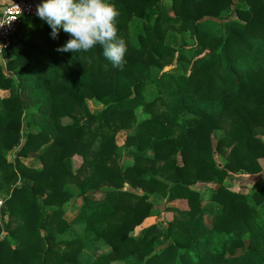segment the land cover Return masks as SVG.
Listing matches in <instances>:
<instances>
[{
  "label": "trees",
  "instance_id": "16d2710c",
  "mask_svg": "<svg viewBox=\"0 0 264 264\" xmlns=\"http://www.w3.org/2000/svg\"><path fill=\"white\" fill-rule=\"evenodd\" d=\"M111 2L122 69L33 16L2 52L0 264H264V0Z\"/></svg>",
  "mask_w": 264,
  "mask_h": 264
},
{
  "label": "clouds",
  "instance_id": "9594fccd",
  "mask_svg": "<svg viewBox=\"0 0 264 264\" xmlns=\"http://www.w3.org/2000/svg\"><path fill=\"white\" fill-rule=\"evenodd\" d=\"M119 15L111 0H41L36 6V16L50 27L52 39L61 29L70 37L56 51L88 52L99 45L112 66L122 69L128 47L118 36Z\"/></svg>",
  "mask_w": 264,
  "mask_h": 264
},
{
  "label": "rangeland",
  "instance_id": "374dc122",
  "mask_svg": "<svg viewBox=\"0 0 264 264\" xmlns=\"http://www.w3.org/2000/svg\"><path fill=\"white\" fill-rule=\"evenodd\" d=\"M187 39L188 38L186 37V41L189 44L190 41L187 40ZM5 62H6V60L3 59V57H1V54H0V65L1 66H5ZM4 95H5V93H3V96ZM87 103H88V106H89V108L91 109V111L93 113H98L102 109V106H100L99 104H97L94 101H88ZM137 115H138L139 118H143V114H142L141 111H138ZM65 122H67V120H64V123ZM36 130L37 129H34V128L32 129L33 132H35ZM125 136H126V133H124V132H120V133L117 134L116 142H117V144L119 146H121L123 144ZM24 139L25 138H23L22 142H24ZM31 158L32 157H29L28 160H31ZM8 159H9V161L13 160V152L9 154ZM27 162H29V161H25V164L28 165ZM31 162H33V161H31ZM72 163H73V169L74 170L78 169L80 167L81 163H82L81 157L74 156L72 158ZM131 163H132V161L130 159H128V158H125L123 160V162H122V164H124V165H128V164H131ZM262 165H263V162H262ZM260 176L259 175H257V176L236 175L234 180L230 183L231 188L233 189V191H236V192L247 193L248 190H251V189H253V188L258 186ZM69 188H70L71 192L73 193L74 198H76V200L74 199L73 201H70L68 206H66L64 208V212H65L64 219L68 223H71L72 220L79 213L80 209H79L78 206L80 205V200L78 199V193H79L78 188L76 186H74V185H70ZM126 188H128V187H126ZM197 189H199L201 194H204V195L208 194V192H209V187H206V186H203V185H198ZM138 193L139 194H143L142 191H139ZM156 204H157L156 208H158V210L160 211V213L158 214V218L151 217V218L146 219L144 221V223H143V226H148V225L152 224L155 221V219L161 220L163 222H168V221H170L172 219V214L171 213L163 212L164 208H163V205L160 204V202L157 201ZM203 205H205V204H203ZM169 206H174V207H177L179 209H186L187 205H186V203L184 201H175V202L170 203ZM108 251H109V248L104 247L101 250H99L98 252H95L94 254L98 255V254L106 253Z\"/></svg>",
  "mask_w": 264,
  "mask_h": 264
},
{
  "label": "built area",
  "instance_id": "2783aa9c",
  "mask_svg": "<svg viewBox=\"0 0 264 264\" xmlns=\"http://www.w3.org/2000/svg\"><path fill=\"white\" fill-rule=\"evenodd\" d=\"M35 0H13L6 8L0 11V54L11 43V39L26 16H36Z\"/></svg>",
  "mask_w": 264,
  "mask_h": 264
},
{
  "label": "crops",
  "instance_id": "0c3cea01",
  "mask_svg": "<svg viewBox=\"0 0 264 264\" xmlns=\"http://www.w3.org/2000/svg\"><path fill=\"white\" fill-rule=\"evenodd\" d=\"M13 0H0V11L6 8ZM36 5L41 3V0H35ZM2 57V54H1Z\"/></svg>",
  "mask_w": 264,
  "mask_h": 264
}]
</instances>
